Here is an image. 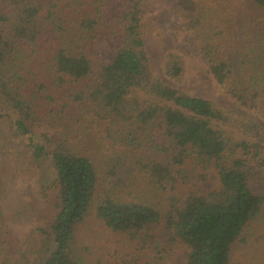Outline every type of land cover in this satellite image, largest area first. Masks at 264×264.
Returning <instances> with one entry per match:
<instances>
[{"label":"trees","instance_id":"16d2710c","mask_svg":"<svg viewBox=\"0 0 264 264\" xmlns=\"http://www.w3.org/2000/svg\"><path fill=\"white\" fill-rule=\"evenodd\" d=\"M229 3L176 7L215 82L241 106L256 107L264 0ZM146 11L145 0H0V119L37 158L50 157L56 173L54 247L37 264H82L72 244L92 206L114 233L163 226L187 245L185 264H232L264 211V191L249 186L264 130L250 121L239 129L251 140L238 139L210 101L151 76ZM163 70L182 79V56L167 54ZM212 170L216 191H209Z\"/></svg>","mask_w":264,"mask_h":264},{"label":"rangeland","instance_id":"374dc122","mask_svg":"<svg viewBox=\"0 0 264 264\" xmlns=\"http://www.w3.org/2000/svg\"><path fill=\"white\" fill-rule=\"evenodd\" d=\"M181 1L145 0L143 39L151 76L210 101L231 121L225 128L238 139L251 140L239 128L251 121L264 130V85H260L263 100L256 107H243L226 94L211 76L199 55L198 43L185 27L184 14L181 16L176 7ZM229 2L230 6L241 5L243 0ZM232 12L234 15L235 10ZM234 16L238 21L239 15ZM172 51L185 62V75L180 80L164 74L165 58ZM252 168L249 186L258 194L264 191V151ZM55 174L50 157L37 158L27 138L9 120L0 119V264H37L53 249L52 226L58 213ZM218 179L212 170L209 191L219 189ZM187 190L185 184L178 187L180 193ZM242 238L235 246L232 264H264V211ZM72 248L82 264H185L189 252L181 240L169 239L163 226L138 236L114 233L98 218L93 206L76 227Z\"/></svg>","mask_w":264,"mask_h":264}]
</instances>
